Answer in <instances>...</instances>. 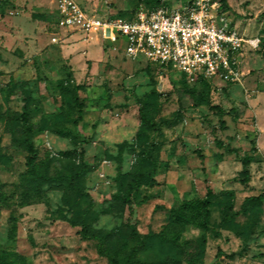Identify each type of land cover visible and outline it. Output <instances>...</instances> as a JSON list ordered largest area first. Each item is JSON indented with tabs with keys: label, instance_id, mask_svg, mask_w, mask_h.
<instances>
[{
	"label": "rangeland",
	"instance_id": "rangeland-1",
	"mask_svg": "<svg viewBox=\"0 0 264 264\" xmlns=\"http://www.w3.org/2000/svg\"><path fill=\"white\" fill-rule=\"evenodd\" d=\"M76 1L116 21L155 6L154 0ZM56 4L0 0V183L10 202L0 214V249L20 254L25 264H109L95 240L82 238L83 224L106 235V248L119 258L135 244L129 228L134 225L142 235L164 233L180 244L189 242L183 254L154 241L140 255L149 262L264 264V204L243 209L246 198L264 190V0L161 3L166 11L203 9L218 26L258 41L238 58V80L197 85L143 56L127 57L98 34L61 31ZM25 103L36 126V168L70 176L81 170L73 152L83 151L90 167L79 182L84 195L64 181L26 185L35 176L30 154L21 144L19 121L11 123ZM141 107L149 124L143 125ZM245 155H253L254 162L250 182L242 185L237 180ZM150 158L157 173L133 192L131 211L118 197V172L129 182L136 173L151 171ZM208 186L217 196L209 229L174 224L180 210L194 220V203ZM225 192L235 194L234 216L221 227V207L229 202Z\"/></svg>",
	"mask_w": 264,
	"mask_h": 264
},
{
	"label": "built area",
	"instance_id": "built-area-1",
	"mask_svg": "<svg viewBox=\"0 0 264 264\" xmlns=\"http://www.w3.org/2000/svg\"><path fill=\"white\" fill-rule=\"evenodd\" d=\"M56 11L61 31L98 34L114 50L174 70L188 84L238 80V58L258 45L255 39L218 26L203 9L184 13L140 8L133 18L116 21L88 12L76 0H57Z\"/></svg>",
	"mask_w": 264,
	"mask_h": 264
},
{
	"label": "trees",
	"instance_id": "trees-1",
	"mask_svg": "<svg viewBox=\"0 0 264 264\" xmlns=\"http://www.w3.org/2000/svg\"><path fill=\"white\" fill-rule=\"evenodd\" d=\"M165 0H154V8H151V11L160 9L161 3ZM184 80V79H183ZM185 81V80H184ZM185 83H187L185 81ZM209 82L200 80L195 84L191 85H197V84H208ZM188 84V83H187ZM76 91H78L80 88L76 87ZM76 105L79 108H83V104L79 103V100H75ZM1 116V114H0ZM140 116L143 121V125L149 124V117L145 110L141 107L140 108ZM13 121H19V133L22 135V141L21 144L25 146L30 154L28 157V165H30L31 171L35 176L33 178L27 179V186H30L33 183H37V186L43 184V183H54L58 181H64L66 182L69 187L78 195H84V192L79 184L80 180L84 178L89 172L90 167L86 163L84 159V152H73L76 154L81 162V170L75 174L72 175H58L56 177L50 176L48 174L47 170H39L35 166V161L37 157V149L34 142V137L36 135V126L32 124L31 122V110L29 107V104L25 103V105L22 108V113H20L17 118L12 119V125ZM75 126H77V121L74 123ZM222 124L223 120H222ZM15 130L13 128L9 129V132L11 134L12 140L15 142ZM218 145L220 147H224V143L218 142ZM123 147L120 146V149ZM252 151L255 153L257 152V149L255 147L252 148ZM229 153L231 154H237V150L230 149ZM151 159V171L150 172H138L136 173L129 182H125V175L121 172H118V181H119V193L118 197L123 201L128 207L131 208L132 204V196L133 192L142 184L146 183L147 181H154V177L157 173V163ZM254 162V156L253 155H245L241 158V165H242V172H241V178L237 181L242 185H247L250 182V171L249 166L250 164ZM224 195H226L227 199L229 200L228 204L223 205L221 207V213H222V220H221V227H224L227 225L230 221H232V218L234 214H230L231 211L234 209V201H235V194L234 192H225ZM216 194L213 191L211 187H207L206 194L202 200L197 201L194 203L196 216L194 220H191V216H186V211H176L174 212L173 218H174V224H180L182 222H185L189 225H194L195 227L201 229V230H207L210 227L211 223V208L213 207L216 199ZM264 204V190L263 192L258 196H251L246 198L243 209L247 207H253V208H261ZM191 206V203L187 204L186 206ZM184 206V207H186ZM183 207V210H184ZM5 208H10V202H9V196L6 192L3 190V186L0 183V214L1 211ZM132 211V210H131ZM253 225H256L258 223V218L256 216H252ZM130 236L135 241V244L131 248V251L123 257L114 256L111 254V252L106 248L107 243V236L99 233L91 232L87 224H83L82 229L80 231V234L83 239L86 240H95L97 242V249L101 256H104L109 264H161V261L158 262H149L148 260H143L140 258V255L142 253L147 252L150 248L153 247L154 241H158V243L162 244L163 246L168 247L170 250H175L176 248H180L181 252L185 254L186 245L189 242H185L183 244L179 243V240L177 242V238L175 237H166L164 233L156 234L151 233L148 235H142L139 233L138 229L134 225H130ZM17 230V225L14 223L12 226V233H11V242L14 243V235L13 233ZM184 251V252H183ZM195 255H198L196 252ZM177 262H180L177 261ZM182 262V261H181ZM180 262V263H181ZM167 261H162V264H166ZM0 264H25L24 263V257L20 254L14 252V251H8L6 249H0ZM187 264H194L192 261L188 260Z\"/></svg>",
	"mask_w": 264,
	"mask_h": 264
},
{
	"label": "crops",
	"instance_id": "crops-1",
	"mask_svg": "<svg viewBox=\"0 0 264 264\" xmlns=\"http://www.w3.org/2000/svg\"><path fill=\"white\" fill-rule=\"evenodd\" d=\"M56 9H57V4H56ZM75 34H77V33H75ZM86 55H87V53H86Z\"/></svg>",
	"mask_w": 264,
	"mask_h": 264
}]
</instances>
